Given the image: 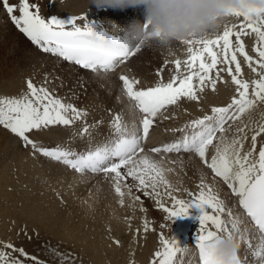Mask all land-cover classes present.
Returning <instances> with one entry per match:
<instances>
[{"label": "snow or ice", "instance_id": "snow-or-ice-1", "mask_svg": "<svg viewBox=\"0 0 264 264\" xmlns=\"http://www.w3.org/2000/svg\"><path fill=\"white\" fill-rule=\"evenodd\" d=\"M0 6L6 10L19 31L43 52L75 63L93 73L115 70L118 64L124 63L145 44L141 40L131 39L127 33L123 38L109 35L95 23H89L83 28L77 26V19L84 17L70 16L68 20H64L52 16L44 19L39 15L38 9L35 12L31 10L34 6L28 0H19L18 8L10 0H0ZM17 11L19 15L15 14ZM237 15L246 21H253L247 28L256 34L258 46L253 51L258 54V60L246 52L240 33L227 27L222 35H216L215 38H209L207 34L180 40L188 46V58L183 62V71L180 59L172 62L175 72L167 82L163 79L162 70L157 72L159 82L146 89H136L138 80L126 75L119 76L124 93L132 101L131 107L134 111L138 110L141 117L138 122L134 119L129 125L120 113H116L110 121L112 131L109 137L95 148L75 152L60 146H38L31 139L33 131L55 126L71 127L87 116L86 110L66 103L63 98L50 91L46 86L47 76L40 85L35 84L31 78L27 79V91L19 96H0V126L18 137L25 146H31L33 154L39 153L62 163L80 175H110L121 206L126 195L132 198L133 203L140 201V196H132L133 186L126 183L127 178L131 177L137 182L134 185L136 190L143 192L144 196L155 197L159 208L172 221L188 216L192 208L198 209L200 227L195 247L199 253V264H250L249 254L252 255L251 264H264V144L257 146L258 137L264 135V120L256 122L251 117V111L258 104L264 103V7ZM145 25L147 26V21ZM232 36L236 37L235 46ZM237 54L243 57L258 79L249 82L240 78L242 67ZM220 64L228 67L219 68ZM213 70L215 78L211 75ZM224 71L235 85L236 94L231 102L227 106L212 107L211 115L194 119L179 129L183 133L181 139L154 147L151 152L195 153L214 176L223 181L231 194L238 198L239 207L247 220L239 214L234 215L220 198L219 192L206 184L203 178L197 192H186L187 200L179 198L175 193L180 189L166 179L165 170L160 163L147 154L139 155L145 151L143 142L149 137L154 119L161 110L178 105L182 99L199 102L198 93H203L205 87L210 85L211 90L215 91L217 80L224 82L220 75ZM246 113L249 121L233 128ZM91 127L85 121L80 135H90ZM229 132H232L231 137L227 135ZM249 132L252 133L251 144L245 150L244 142L249 139ZM209 146L214 147L210 160L207 158ZM122 168L126 172H122ZM125 188L127 192L123 190ZM164 197L171 201V206L163 203ZM225 215L228 220L223 219ZM241 224L244 225L243 231ZM143 230L145 233L149 231L147 221H144ZM237 234L239 240L247 241L245 255L241 258L236 251L231 259L226 260L217 253V246L224 239L237 240ZM253 238L259 241L256 247L253 246ZM115 242L119 244V241ZM159 244L150 264H174L177 254L184 248L175 237L165 238L162 232ZM25 261L45 264L37 257L30 256L23 248H16L11 242H0V264H25Z\"/></svg>", "mask_w": 264, "mask_h": 264}, {"label": "rangeland", "instance_id": "rangeland-1", "mask_svg": "<svg viewBox=\"0 0 264 264\" xmlns=\"http://www.w3.org/2000/svg\"><path fill=\"white\" fill-rule=\"evenodd\" d=\"M31 5L46 14L53 9V5L48 3V7L44 11L42 2L38 0ZM233 20V18L222 17L213 22L211 27L218 25L219 29L224 31L226 27L234 26ZM9 22L10 18L4 14L0 6V94L16 93L20 95L25 89V80L30 76L29 73L37 67L35 73L39 84L43 83L45 76H47V87H56L60 91L61 96L64 93L68 95V98H66L67 103L73 105L81 104L83 106L81 109L87 111L86 117L72 125L73 130H81L82 127L80 125L82 123L94 120L98 112L102 114V110L106 116L109 115V112H114L112 109L113 101L120 93L117 91L120 87H118V82L115 81L114 77L109 81L103 78V81L99 82L97 75L82 72L75 68H68L67 64L62 63L59 59H57L56 63L47 62V58H43V55L46 54L31 46ZM183 48L184 46L176 41H173L170 52L161 50L154 44L147 45L145 52L140 54L139 59H136L137 62L135 58L132 60V62L134 61L133 63L139 64L140 62L141 70L138 73V78H141L142 85L149 86L155 82V70H162L165 76L167 74L170 75L171 72L167 71V67L162 66V60L167 58L169 62L173 58L170 55L173 49H175V53H178ZM169 79L170 76L167 81ZM198 95L201 97L202 93H198ZM261 104H258L251 111V117L256 122L257 117L261 119L264 116L262 115L264 111ZM248 121L249 115L246 113L233 126H242V123H247ZM31 135H34V133H31ZM227 135L231 137L232 132L227 133ZM251 135L252 133L249 132V139L244 143L249 142V145L251 144ZM36 138L50 146H55L59 141H61L60 144L65 141L62 137L58 138L59 140L51 136L49 138L36 136ZM47 141L48 143H46ZM94 142H97V140ZM258 142V147L264 144V135L258 137ZM84 146L81 145L80 147ZM20 153H27V151L20 147V142L10 132L0 128V242H11L16 248H23L30 256L37 257L45 264H93L90 260L84 259L79 249L67 244V242L60 241L47 229L68 227L44 220V218L43 223H40L37 218V212L40 210L35 208L32 210V205L43 210L53 207L57 216L56 219H61V214L68 211L71 213L73 224L77 226L84 216L80 210V203L83 202L82 204L85 208L84 203L89 196L101 191L104 196L108 197L112 194V191L107 190L102 184L92 181V177L95 175L91 174H86L87 177L84 178V181L78 187L73 182L70 173L61 170V165L53 162L54 166H46L52 161L45 160L40 155V161L43 163L42 173L34 175L29 181H27L28 176H24L18 181V187L6 185L4 179L11 178V172L15 168V155ZM199 169L200 163L198 161L185 158L177 162L174 171L165 175V177L171 183H187L190 181L193 185L199 181ZM180 170L184 173L183 179H180ZM206 172L209 175L211 174L207 169ZM13 176L15 177V175ZM204 182L211 185L209 181ZM65 184L71 186L72 193L69 198H65L64 193L59 191V188ZM32 186L34 187L31 190ZM5 193H12L13 196L10 202L6 199ZM20 193H24L27 196L29 206L18 211V194ZM137 195L140 196L138 203L159 220L160 215L158 217V210L151 202L150 196H144L143 192L136 191L133 185L132 196ZM14 200L16 203L13 202ZM91 211L92 214L89 216L88 221L95 220L97 214L96 206L92 207ZM32 212L33 214H31ZM14 255L18 254L14 253ZM25 264H31V262L25 261Z\"/></svg>", "mask_w": 264, "mask_h": 264}, {"label": "bare ground", "instance_id": "bare-ground-1", "mask_svg": "<svg viewBox=\"0 0 264 264\" xmlns=\"http://www.w3.org/2000/svg\"><path fill=\"white\" fill-rule=\"evenodd\" d=\"M38 1L42 2L44 11L48 7V3L53 5V9L51 11H48L47 15L56 13L59 16L72 15L77 17L80 14L87 12L96 16H100L103 19L111 18L112 20H114L113 23L116 24L121 22L122 28H127V26L132 22L138 21V19H136L135 17L129 19V15H132L131 12L133 10V12L135 13V7H131L130 9L128 7L123 9L97 7L96 5L91 4V0H54V2H51V0ZM247 32L249 34L248 41L250 45H252L253 41L255 40V35L250 31ZM222 34L223 30H220L218 25H213L209 29L208 37L213 38L216 35ZM182 53L183 49H181L178 53L172 51L170 55H172L173 58H171L169 62L167 58L162 60V64L164 62L169 63L166 67L167 71L171 72L170 78L171 75L175 72L174 65L172 64L175 59L174 57L175 55H180ZM185 56H187V54H185ZM43 58H47V62L56 63V61H58L57 58H51L48 55H43ZM132 60L129 62L130 66H127V71L132 68L134 72L132 73L136 75V77H139L138 73H140L141 70L140 62L139 64L133 63L134 61L132 62ZM131 64H134V66H132ZM67 67L74 69V67L71 65H67ZM250 72H252L251 69L242 70V76L240 78L251 82L253 79H251L252 75ZM215 74L216 73H214L213 78H215ZM220 75L223 78L224 82H220L219 80H217L215 91L211 90L210 85H208L207 87H205V90L203 91L199 102L195 101L193 103H182L181 105H178L172 111H170V113H182L183 109L185 108L187 112L189 111L191 113L197 114L199 113L198 109L201 108L204 109L206 113L211 114V105H226V103L229 102L230 97L232 96V88H235V85L229 80V76L226 71L221 72ZM97 76L99 77V82H102L103 78L109 81L114 77V75ZM253 78L258 79V76L256 75ZM113 102L114 103L112 109L114 112L112 113L119 112L121 108H124L127 113L129 112L126 108V102L121 97L120 93ZM261 107L264 111V103L261 104ZM100 117H107L103 110L102 114L98 112L96 116V118ZM181 119L186 120L187 114L182 115ZM262 120H264V116H262L261 119L257 117V122H260ZM86 123L88 125H92V127L94 126L93 120H89ZM50 130L51 131L48 133L38 135L39 138H42V136H46V138H49V136H51L56 139L62 137L66 140L67 138H70V134L73 129L71 130L62 128L61 126H55L50 127ZM68 130H70L69 133H67ZM73 131H76V135L81 137V130ZM111 131L112 129L107 130V125L105 124L95 130H89L90 135L85 134L83 136H88L89 140L96 141L97 139H107ZM159 141L160 138L157 137L153 143L156 144ZM46 143H48V141ZM258 143L259 142L257 141V144ZM76 145L81 146L84 144L78 142ZM249 147V142L244 143L245 150H248ZM34 155L37 159H31L27 153H20L15 155V168L13 172H11V178L4 179L6 185L18 187V181H20L24 176L27 175V181H29L33 178L34 175L43 172V163L40 161L39 155ZM53 162L54 161H52V163ZM52 163L49 162L46 166H54V163ZM61 170L69 172L72 176L73 182H75L78 187L84 181V178L87 177L86 174H74L68 171V169L63 166H61ZM12 175H15V177H12ZM201 176H203L204 181L211 182V185L215 190L219 191L221 189H224L221 181L212 177L211 174L209 175L206 172V169H202L201 167L198 172L199 181L198 183L193 184L195 189H197L201 181ZM172 185L180 189L179 192L175 193L178 197L186 196V189L188 188V185L186 183L178 182L172 183ZM33 187L34 186L31 187V190ZM123 190L127 191V189ZM59 191L64 193L65 198H69L72 193L71 186L67 184L61 186L59 188ZM5 195L6 199L10 202L13 196L12 193H5ZM150 199L155 208L158 210V217L160 215L159 220L152 216L150 211L141 206L138 202L133 203V200L130 196L127 195L124 198V203L121 206V204L119 203V198H112L110 196L106 197L101 191L88 197V200H86L84 203L85 208L83 207V202L80 203V210L82 214H84V216L82 217V220H80V224H78L77 226L73 224L71 213L68 211H65L63 214H61V219H56L57 216L55 215V209L53 207L43 210L42 208L32 205V210L33 208L40 210L37 212V218L40 223H43L44 218V220H49L58 223L61 226L68 227L47 229L54 237H56L60 241L67 242V244L73 245L76 249H79L84 259L90 260L93 264H150L152 260L150 257H152L154 249L157 248L158 250L160 247L159 238L161 232L166 238L168 236L167 230L169 228L168 224L164 223V221L162 220V218L165 217V212H163L157 205L156 198L150 195ZM28 201L29 200L24 193L18 194V211L29 206ZM13 202L16 203L15 200ZM163 203L169 206L171 201L164 197ZM94 206H96L97 209L96 218L93 221H88L89 216L92 214L91 209ZM31 214H33V212ZM144 221H147L149 226V231H147L146 233L143 230ZM137 229H139V232H137ZM115 241H119V244H117ZM182 264L195 263L192 258H188L186 261L182 262Z\"/></svg>", "mask_w": 264, "mask_h": 264}, {"label": "clouds", "instance_id": "clouds-1", "mask_svg": "<svg viewBox=\"0 0 264 264\" xmlns=\"http://www.w3.org/2000/svg\"><path fill=\"white\" fill-rule=\"evenodd\" d=\"M91 4L121 9L144 6L147 26L146 21H134L127 26V34L169 52L173 41L207 35L215 14V0H91ZM238 247L236 239H224L217 253L229 260Z\"/></svg>", "mask_w": 264, "mask_h": 264}]
</instances>
